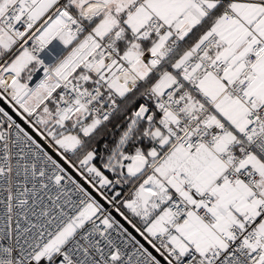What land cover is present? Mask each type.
I'll list each match as a JSON object with an SVG mask.
<instances>
[{
  "label": "snow or ice",
  "instance_id": "6c2138e0",
  "mask_svg": "<svg viewBox=\"0 0 264 264\" xmlns=\"http://www.w3.org/2000/svg\"><path fill=\"white\" fill-rule=\"evenodd\" d=\"M0 105V264H264V0H0Z\"/></svg>",
  "mask_w": 264,
  "mask_h": 264
},
{
  "label": "water",
  "instance_id": "95a60500",
  "mask_svg": "<svg viewBox=\"0 0 264 264\" xmlns=\"http://www.w3.org/2000/svg\"><path fill=\"white\" fill-rule=\"evenodd\" d=\"M0 106H3V105H0ZM9 112H10V114L13 115L14 119H17V120H18V118L15 117V114H14V113H11L10 110H9ZM18 122H20V121L18 120ZM122 223H125V226L129 228V231L132 232V234H133L134 236H136V238L139 239V240L141 241V243H145V246H148V245L146 244V242L143 241V238L140 237L139 234L136 233V232L134 231V229H132L129 225H127L126 222L122 221Z\"/></svg>",
  "mask_w": 264,
  "mask_h": 264
},
{
  "label": "crops",
  "instance_id": "0c3cea01",
  "mask_svg": "<svg viewBox=\"0 0 264 264\" xmlns=\"http://www.w3.org/2000/svg\"><path fill=\"white\" fill-rule=\"evenodd\" d=\"M193 36H195V33H193ZM194 42L193 39H189L188 43ZM128 191V190H127ZM127 191L125 193H127ZM135 220V219H134ZM136 221V220H135ZM138 223V221H136Z\"/></svg>",
  "mask_w": 264,
  "mask_h": 264
},
{
  "label": "built area",
  "instance_id": "2783aa9c",
  "mask_svg": "<svg viewBox=\"0 0 264 264\" xmlns=\"http://www.w3.org/2000/svg\"><path fill=\"white\" fill-rule=\"evenodd\" d=\"M127 190H128V187L126 186V187L124 188V193H125ZM134 222H136V221L134 220Z\"/></svg>",
  "mask_w": 264,
  "mask_h": 264
},
{
  "label": "trees",
  "instance_id": "16d2710c",
  "mask_svg": "<svg viewBox=\"0 0 264 264\" xmlns=\"http://www.w3.org/2000/svg\"><path fill=\"white\" fill-rule=\"evenodd\" d=\"M110 175V174H109Z\"/></svg>",
  "mask_w": 264,
  "mask_h": 264
}]
</instances>
